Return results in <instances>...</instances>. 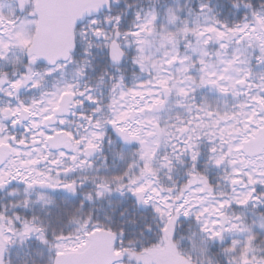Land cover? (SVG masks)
Here are the masks:
<instances>
[{
    "label": "snow or ice",
    "instance_id": "6c2138e0",
    "mask_svg": "<svg viewBox=\"0 0 264 264\" xmlns=\"http://www.w3.org/2000/svg\"><path fill=\"white\" fill-rule=\"evenodd\" d=\"M0 264H264V0H0Z\"/></svg>",
    "mask_w": 264,
    "mask_h": 264
}]
</instances>
